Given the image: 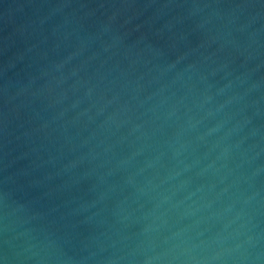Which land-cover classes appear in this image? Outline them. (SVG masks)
I'll list each match as a JSON object with an SVG mask.
<instances>
[{
    "label": "water",
    "instance_id": "obj_1",
    "mask_svg": "<svg viewBox=\"0 0 264 264\" xmlns=\"http://www.w3.org/2000/svg\"><path fill=\"white\" fill-rule=\"evenodd\" d=\"M0 264H264V0H0Z\"/></svg>",
    "mask_w": 264,
    "mask_h": 264
}]
</instances>
